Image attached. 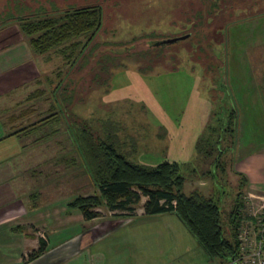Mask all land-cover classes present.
<instances>
[{"label":"rangeland","instance_id":"obj_1","mask_svg":"<svg viewBox=\"0 0 264 264\" xmlns=\"http://www.w3.org/2000/svg\"><path fill=\"white\" fill-rule=\"evenodd\" d=\"M17 3L32 10L45 7L49 14L54 9L99 5L103 8L102 29L92 44L107 45L104 52L122 53L121 58L108 64L107 72L102 71L104 65L98 64L81 68L79 61H66L56 50L40 55L49 72L19 99L32 100L27 105L23 102V114L43 111L28 118L30 126L59 110L56 107L50 111L48 104L39 102L40 95L51 100L64 85L74 94L70 103L64 100V93L58 94L69 114L59 111L38 135L47 136L44 140L48 148H60V154L65 155L58 161L59 170L75 154L70 138L74 118L88 121L93 128H100L102 120L114 119L120 123V136L131 146L126 150L133 161L151 166L178 162L186 178L183 192L190 195L200 187L205 196L218 201L228 229L240 184L231 165V147L240 134L244 143H257L264 136V93L252 75L246 53L249 36L264 41V0H0V14ZM189 34V39L174 40ZM231 119L233 124H229ZM231 128L236 129L233 135ZM201 144L214 148L211 156L206 157V150L198 149ZM219 144L224 152L218 150ZM76 166L72 175H66L70 167H65L61 172L56 170L58 176L45 179L59 181L58 190L64 189L66 194L73 191L78 196H93L97 189L91 177ZM203 179L211 182L207 189ZM27 187L32 193L31 185ZM243 193V215H255L257 223L244 221L242 233L246 230L244 236L253 239L252 232L258 234L264 218V198L250 200ZM141 204L136 208L140 209ZM95 211L103 215L111 212L105 206ZM156 222L161 238L158 240L156 233L151 235L152 250H165L166 259L177 257L176 264H180L181 252L188 253L181 258L183 264L203 263V248L177 216ZM250 245L255 248V241ZM102 246L81 257L87 262L104 261L106 251ZM148 251L140 248V252ZM205 254L214 264L221 262Z\"/></svg>","mask_w":264,"mask_h":264},{"label":"crops","instance_id":"obj_2","mask_svg":"<svg viewBox=\"0 0 264 264\" xmlns=\"http://www.w3.org/2000/svg\"><path fill=\"white\" fill-rule=\"evenodd\" d=\"M246 50L252 75L264 93V41L249 36ZM47 68L16 23L0 28V264H98V261L99 264H176L177 257L166 259L165 250L151 249V235L156 233L158 240L161 238L156 221L171 219L177 216L175 213L146 215L147 198L143 197L142 207L132 216L110 212L87 221L80 210L69 208L78 197L76 192L66 194L62 192L64 189L58 190L59 181L45 179L58 176L55 170L59 169L61 149L48 148L44 136H38L44 129L41 126V130L32 127L21 131L28 127L29 117L39 116L43 111L23 114V102L27 105L32 100L19 98L28 93L30 86L40 83L43 74L49 72ZM247 72L251 73L250 69ZM59 100L56 96L51 100L43 95L39 97V102L48 104L50 111L53 106L59 107ZM240 136L239 141L235 137L231 147L232 169L240 182L241 178L246 179L243 191L247 199L264 198V136L257 143H244ZM69 161L63 162L64 167L67 168ZM203 183L205 189L211 184L207 179ZM29 185L32 193L28 191ZM40 238L47 241L48 247L31 257L39 248ZM100 246L106 251L104 261L87 262L81 257L82 253ZM140 248L149 251L140 252ZM201 251L205 257L203 263L190 264H214L206 251ZM185 255L188 253L181 252L180 264L184 263L181 258Z\"/></svg>","mask_w":264,"mask_h":264},{"label":"trees","instance_id":"obj_3","mask_svg":"<svg viewBox=\"0 0 264 264\" xmlns=\"http://www.w3.org/2000/svg\"><path fill=\"white\" fill-rule=\"evenodd\" d=\"M9 23L17 24L28 38L32 51L37 55H45L56 50L66 61L72 63L79 61L81 68L104 65L102 67L104 72L109 70V63L121 58L122 53L119 51L104 52L107 45L92 44L102 29L103 8L99 5L54 9L49 14L45 7L32 10L30 6L17 3L13 9L0 14V28ZM226 28H223L224 35ZM185 36H189L187 39L191 37L190 34ZM209 68L213 71L214 65ZM69 89L64 85L56 92V97L64 93V100L70 103L74 99V94ZM59 103V110L53 111L46 118L21 131L32 127H49L52 119L61 110L64 115L65 112L69 114V108L65 106L62 97ZM233 114H236L235 110ZM74 119L70 138L75 154L70 157V163L67 165L70 169L66 175L75 173L72 171L74 169L76 171V165H79L91 177L97 192L93 196H78L69 204L70 209L80 210L87 221L103 216L102 213L95 211L96 208L103 206L111 212L132 216L137 209L136 206L145 197L146 215L175 213L206 253L214 259H219L221 264H231L233 259L241 256L243 222H256L254 217L243 215L245 178H241L235 207L229 214L227 229L222 220V210L218 201L205 196L199 189H195L190 195L183 192L186 178L181 174V165L178 162L164 161L156 166L135 162L131 159L130 151L126 150L127 146L131 147L129 142L119 134L121 129L118 121L107 118L102 120L100 128L97 126L94 129L88 121L77 120V117ZM231 121L229 124H233ZM230 132L233 135L235 128H231ZM131 142L135 146L133 140ZM207 146L201 144L198 149L206 150V157H209L214 148L210 149ZM218 150H224L220 144ZM64 156L60 154V157ZM47 247V241L40 238L39 248L31 257L43 253Z\"/></svg>","mask_w":264,"mask_h":264},{"label":"built area","instance_id":"obj_4","mask_svg":"<svg viewBox=\"0 0 264 264\" xmlns=\"http://www.w3.org/2000/svg\"><path fill=\"white\" fill-rule=\"evenodd\" d=\"M253 217L256 216L254 215ZM246 232L247 231L245 230V235ZM252 233L255 234L253 239H251L249 236H244L242 233L241 239L243 243L240 250L241 256L233 259L231 264H264V218L258 234L256 231H253ZM254 241L256 245L255 248H252L253 245L250 244H252Z\"/></svg>","mask_w":264,"mask_h":264},{"label":"flooded vegetation","instance_id":"obj_5","mask_svg":"<svg viewBox=\"0 0 264 264\" xmlns=\"http://www.w3.org/2000/svg\"><path fill=\"white\" fill-rule=\"evenodd\" d=\"M189 36H182V37H179V38H177V39H174V40H176L175 42H178V41H181V40H186L187 38H188ZM171 40V39H170ZM169 40V41H170ZM173 40V39H172Z\"/></svg>","mask_w":264,"mask_h":264},{"label":"water","instance_id":"obj_6","mask_svg":"<svg viewBox=\"0 0 264 264\" xmlns=\"http://www.w3.org/2000/svg\"><path fill=\"white\" fill-rule=\"evenodd\" d=\"M172 41H174V40H172ZM172 41H170V42H172Z\"/></svg>","mask_w":264,"mask_h":264}]
</instances>
